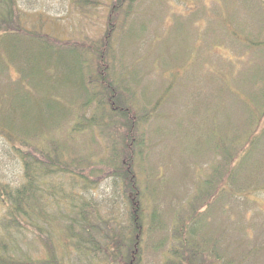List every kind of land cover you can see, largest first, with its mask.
<instances>
[{"label":"trees","instance_id":"1","mask_svg":"<svg viewBox=\"0 0 264 264\" xmlns=\"http://www.w3.org/2000/svg\"><path fill=\"white\" fill-rule=\"evenodd\" d=\"M174 1L190 13L173 16L162 37L146 35L145 17L162 0H73L81 11L108 9L100 36L72 42L24 26L19 0H0V137L21 166L18 182H0V264L264 256V235L240 208L264 192V0ZM182 25L193 56L174 63L162 47ZM221 45L250 56L218 63L210 53ZM152 69L158 83L145 82ZM184 75L192 98L186 120L172 124L164 107ZM217 127L221 142L200 141ZM229 203L236 216L221 218Z\"/></svg>","mask_w":264,"mask_h":264},{"label":"rangeland","instance_id":"2","mask_svg":"<svg viewBox=\"0 0 264 264\" xmlns=\"http://www.w3.org/2000/svg\"><path fill=\"white\" fill-rule=\"evenodd\" d=\"M162 1L163 2L160 4H153V6L150 8V12L146 13L145 17H152L151 23L148 25V29L151 32L146 33V35L153 36L154 34H157V36H159L160 34L163 37L168 31L170 24L173 22V16H181V14L188 15L190 13L189 11L185 12L184 6L180 5V3H177L174 0ZM106 2H109V0H106ZM199 3L206 4L208 7H210L214 4V1L200 0ZM19 4L23 13L24 20H22V24L24 26L72 42L76 40L81 41L83 38L90 39L100 36L105 26V15L108 9L107 7L102 5L98 8L91 9L90 12L81 11L80 8L75 5L73 0H19ZM194 5L196 4H193V7ZM192 9L193 8L191 7V10ZM160 11L161 15H159V13L156 14V12ZM157 25L159 27L156 29ZM205 26V22L201 23L200 25L196 24L197 31L199 28L200 33L203 32ZM192 27L195 26H193L192 24ZM182 28L181 31H173V33L164 41V45L162 47V50H164L163 53L165 55V58H171L170 60L174 63H187L189 59L187 58V56H193V53L191 52V47L193 45L192 39L190 38V36H187V34L192 30H190L189 27L185 25H182ZM157 44L158 42H156V46H159V44ZM147 47L148 46H145L144 51H142L143 54H145V52L147 51ZM240 52L241 53H235L229 47L221 45V48H216L210 53V55H212L211 59L215 60L218 63L224 60H233L234 62L241 64L244 60H248L250 53L245 54L242 51ZM207 53L209 54V52ZM207 53H205L204 51L200 59H206L208 57ZM242 54H244V57ZM239 56L241 58H239ZM238 66L239 68L241 67V65L239 64ZM155 68L156 66L153 67V69ZM153 69L152 72L149 73V76L147 75L145 82H159V74H156ZM170 71L175 70H165V78H168L167 73H169ZM10 73L14 79L18 78V74L15 71H10ZM181 76H183V74H181ZM185 76L186 75H184V79L182 81L183 84L182 82L176 80L175 86L169 92V100L167 99V102L165 103L164 118L165 121L168 120V122L172 124L178 121L184 122L187 118V114L185 113V111L183 113V107H186L187 104L190 103L187 100H190V98H192V92L185 96V94H187L191 90L190 80L188 82ZM179 84H182V91H184V93L181 92ZM218 113L222 114L223 108H221ZM239 116L240 115H238L237 117ZM240 119L241 118H239V120ZM183 125L185 126V124ZM204 133L205 134L201 136L202 139L200 141H203L205 143L209 142V136L210 139H213V142H221L223 140V133L218 127L214 132L205 130ZM195 142L196 140L194 139V143ZM167 144H169V150L171 149L173 152V156L175 157L174 160L184 162L185 154H178V151L176 150V146L174 144V137H167ZM20 179L21 166L19 164V161L16 157H13V153L10 151V147L7 142L0 137V182L13 183L18 182ZM229 204L231 205V203ZM230 205L226 206V210L228 213L226 212V214L221 216V218H225L228 214H231L234 217L236 216L235 213L237 212V207L235 205ZM243 206L244 208L240 206L239 207L242 210H246L244 212H246L245 215H247V217L254 218V222H256L254 228L258 231H261V233L264 235V192L253 194L248 201H243ZM1 212L2 208L0 207V213ZM18 240L19 244L25 250L30 249L26 241L21 236H18ZM148 258L151 259L150 257H147V260ZM255 264H264V256H261V258L258 257Z\"/></svg>","mask_w":264,"mask_h":264}]
</instances>
